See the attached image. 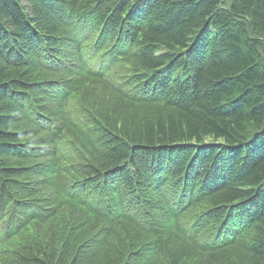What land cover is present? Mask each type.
Masks as SVG:
<instances>
[{
  "label": "trees",
  "instance_id": "trees-1",
  "mask_svg": "<svg viewBox=\"0 0 264 264\" xmlns=\"http://www.w3.org/2000/svg\"><path fill=\"white\" fill-rule=\"evenodd\" d=\"M0 264H264V0H0Z\"/></svg>",
  "mask_w": 264,
  "mask_h": 264
},
{
  "label": "bare ground",
  "instance_id": "bare-ground-1",
  "mask_svg": "<svg viewBox=\"0 0 264 264\" xmlns=\"http://www.w3.org/2000/svg\"><path fill=\"white\" fill-rule=\"evenodd\" d=\"M161 3H163V2H161ZM152 9H153V8H152ZM97 12H98V11H97ZM99 13H100V12H99ZM150 13H151V12H150ZM228 13H229V12H228ZM236 17H237V16H236ZM238 19H239V18H238ZM145 22H146V21H145ZM146 23H147V22H146ZM126 34H127V33H126ZM128 40H129V39H128ZM220 44H221V43H220ZM221 47H222V46H221ZM169 61H170V60H169ZM169 61H168V62H169ZM185 62H186V61H185ZM175 67H176V66H175ZM174 72H175V71H174ZM174 72H173V73H174ZM177 74H178V73H177ZM165 75H166V74H165ZM192 75H193V74H192ZM162 76H163V75H162ZM166 76H167V75H166ZM168 77H169V76H168ZM184 79H185V78H184ZM6 96H7V95H6ZM189 144H190V143H189ZM190 145H192V144H190ZM182 187H183V186H182ZM182 187H181V188H182ZM222 211H223V210H222ZM252 222H253V221H252ZM239 228H240V227H239Z\"/></svg>",
  "mask_w": 264,
  "mask_h": 264
}]
</instances>
